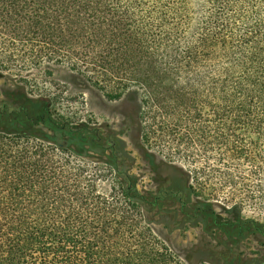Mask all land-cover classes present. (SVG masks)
Instances as JSON below:
<instances>
[{
    "label": "trees",
    "instance_id": "16d2710c",
    "mask_svg": "<svg viewBox=\"0 0 264 264\" xmlns=\"http://www.w3.org/2000/svg\"><path fill=\"white\" fill-rule=\"evenodd\" d=\"M56 66L112 101L138 96L154 161L189 167L212 198L264 203V0H0V69ZM118 155L49 102L0 101V264H188L145 211L176 199L207 223L214 206L188 211L194 189L177 178L142 195ZM212 221L264 237L254 220Z\"/></svg>",
    "mask_w": 264,
    "mask_h": 264
},
{
    "label": "rangeland",
    "instance_id": "374dc122",
    "mask_svg": "<svg viewBox=\"0 0 264 264\" xmlns=\"http://www.w3.org/2000/svg\"><path fill=\"white\" fill-rule=\"evenodd\" d=\"M0 75V101L23 102L30 98L49 102L57 116H64L76 124H84L96 130L105 146L115 145L120 165L138 178L142 195L168 191L173 180L177 178L182 180L188 191L190 188L194 189L189 191V197H185L188 211L193 212L203 203L214 206L213 213H208L210 216L205 217L207 223L197 219L188 220L180 211L182 202L176 199L167 200L152 215L145 211L150 226L157 232L160 240L183 262H264L263 236L251 235L238 240L232 228L218 227L212 221L216 218L221 224L228 221L235 223L239 220H254L264 225V203L250 198L242 199L239 195L233 197L228 192H220L219 196L212 198L204 182L192 178L189 167L154 161L152 155L159 157L160 153L158 149L150 150L141 139V100L138 96H125L119 101H112L83 75L64 66L39 70L0 69ZM89 158L97 167L111 171L106 158L92 152ZM109 179L110 185L108 181L103 184L106 192H112L115 186L113 174ZM236 204H241V208H237Z\"/></svg>",
    "mask_w": 264,
    "mask_h": 264
},
{
    "label": "water",
    "instance_id": "95a60500",
    "mask_svg": "<svg viewBox=\"0 0 264 264\" xmlns=\"http://www.w3.org/2000/svg\"><path fill=\"white\" fill-rule=\"evenodd\" d=\"M0 77H1V75H0Z\"/></svg>",
    "mask_w": 264,
    "mask_h": 264
}]
</instances>
